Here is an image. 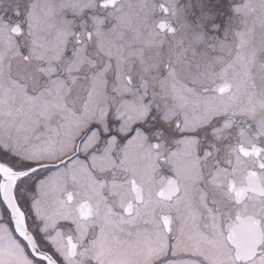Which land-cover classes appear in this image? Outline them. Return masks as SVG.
Here are the masks:
<instances>
[{
    "label": "snow or ice",
    "instance_id": "1",
    "mask_svg": "<svg viewBox=\"0 0 264 264\" xmlns=\"http://www.w3.org/2000/svg\"><path fill=\"white\" fill-rule=\"evenodd\" d=\"M0 264H264V0H0Z\"/></svg>",
    "mask_w": 264,
    "mask_h": 264
}]
</instances>
